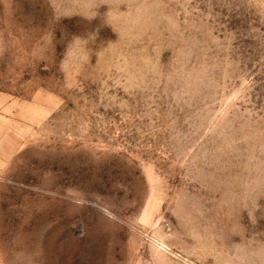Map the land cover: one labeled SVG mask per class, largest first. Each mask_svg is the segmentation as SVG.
<instances>
[{
	"label": "rangeland",
	"instance_id": "1",
	"mask_svg": "<svg viewBox=\"0 0 264 264\" xmlns=\"http://www.w3.org/2000/svg\"><path fill=\"white\" fill-rule=\"evenodd\" d=\"M0 264H264V0H0Z\"/></svg>",
	"mask_w": 264,
	"mask_h": 264
}]
</instances>
